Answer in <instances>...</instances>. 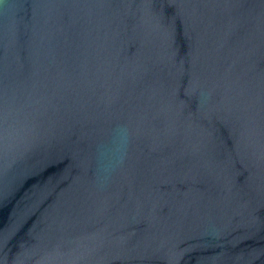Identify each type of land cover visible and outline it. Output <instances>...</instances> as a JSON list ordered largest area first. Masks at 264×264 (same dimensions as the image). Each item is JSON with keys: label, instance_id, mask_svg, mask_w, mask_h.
I'll return each instance as SVG.
<instances>
[{"label": "water", "instance_id": "obj_1", "mask_svg": "<svg viewBox=\"0 0 264 264\" xmlns=\"http://www.w3.org/2000/svg\"><path fill=\"white\" fill-rule=\"evenodd\" d=\"M0 264H264V0H0Z\"/></svg>", "mask_w": 264, "mask_h": 264}]
</instances>
